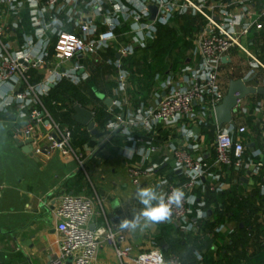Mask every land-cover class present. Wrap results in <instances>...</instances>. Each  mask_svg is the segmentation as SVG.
<instances>
[{"label":"crops","instance_id":"crops-1","mask_svg":"<svg viewBox=\"0 0 264 264\" xmlns=\"http://www.w3.org/2000/svg\"><path fill=\"white\" fill-rule=\"evenodd\" d=\"M107 1L101 0L103 5L99 10L98 3L93 0H73L54 8L45 6L41 0H12L11 3L0 0V24L6 27L12 54L20 56L29 46L33 47V52L47 51L46 60L32 70L34 80H41L55 61L52 55L55 30L73 28L77 17H91L98 28L103 29L110 8ZM213 1L204 0V3L208 5ZM262 2L238 0L230 10L235 14L246 11L251 19ZM187 15L192 17L190 31L179 37L174 51L159 67H153L155 63L150 52L142 53L156 37L157 27L154 37L142 47L129 31L130 18L124 17L117 26L116 40L101 46L95 54H77L62 63L61 68L69 72L64 78L75 80L73 83L87 95L101 92L116 100L117 103L107 105L100 99L109 121L116 113L132 117L140 108L156 104L168 88L190 82L201 61L199 36L207 28L204 17L191 9L175 11L168 23L178 26ZM121 41L130 46L132 53L118 54ZM240 41L264 64V27L251 28L240 35ZM119 58L129 72L125 92L115 80V62ZM136 64H139L138 69ZM75 65L78 68H74ZM145 66L151 67L152 74L149 85L144 88L138 82L145 79L141 69ZM249 76L252 79L246 84L264 87V68L247 52L232 48L218 67V78L225 93L231 79ZM19 88L14 77L0 86V264H51L60 256L62 234L57 228L53 207L62 191L94 196V213L88 225L92 229L110 225L123 233L120 245L129 248L124 264H139L136 255L150 248H157L165 255L178 254L181 264H264V189L260 188V178L250 171L251 163L264 162L259 153L264 132V93H247L240 98L232 121L224 122V125L234 123L246 127L245 153L250 165L245 168L219 165L203 180L216 182L218 188H193L190 210L183 220L152 223L141 214L146 206L138 199L137 192L151 187L155 195L157 182L148 176H142L137 184L131 181L128 166L139 164L140 155L132 153L129 156L131 141L128 135L117 132L106 138V126L99 129L97 135H91L89 143L78 145L84 151L86 176L74 159L59 151L47 155L35 153L30 142L26 149L21 145L27 139L22 129L27 122L28 106H21L13 98ZM37 129L43 132L45 127ZM143 136L138 147L149 143L158 147L142 166L156 165V176L165 174L169 180L181 177L178 170L172 168L173 145L189 144L195 154L204 158L213 156L212 118L198 121L196 126L189 120L159 125ZM124 218L135 220L137 228L121 229L119 223ZM94 263L120 264L121 259L112 245L101 241ZM60 264H70V260L64 259Z\"/></svg>","mask_w":264,"mask_h":264},{"label":"built area","instance_id":"built-area-1","mask_svg":"<svg viewBox=\"0 0 264 264\" xmlns=\"http://www.w3.org/2000/svg\"><path fill=\"white\" fill-rule=\"evenodd\" d=\"M10 2L12 0H2ZM50 8L59 4H67L73 0H41ZM102 8L101 0H93ZM238 0H215L205 4L204 0H108L110 8L104 19L105 27L98 28L96 20L91 17H77L71 29H56L52 44L54 64L49 68L48 74L41 80H34L32 70L46 60L47 51L33 52L29 46L20 56L11 53L9 42L6 39V27L0 24V86L10 78H16L20 88L13 93V98L21 106H28L27 122L23 132L30 138V144L35 153L43 152L50 155L59 151L62 155L71 157L76 161L77 167L88 173L84 167V151L72 145L70 128L57 121L44 106L42 96L47 94L50 85L59 79L68 77L69 72L61 68L65 60L77 54H95L104 44L117 39V26L124 17L130 18L129 31L140 46H145L155 35L156 25L169 22L175 11L191 9L200 13L206 20V32L199 36L198 46L201 61L193 71L191 80L186 85L173 86L160 95L156 104L140 108L129 118L116 113L114 119L107 123L106 138L112 133H126L131 141L130 155L138 153L140 163H131L128 174L133 183H139L142 176H148L156 181L154 204L168 203V197L175 190L183 192L181 205H171L172 215L164 222H180L190 210L192 202L191 190L196 186L203 190H215L218 185L214 181L205 183L203 180L219 165L245 168L250 165L248 155L245 153L244 125L230 123L224 125L215 118V106L221 102L225 91L218 78V67L222 57L236 47L247 52L252 59L264 68V64L253 54L248 52L240 41V35L246 34L251 28L264 27V0L253 18H248L246 11L240 14L232 13L230 7ZM155 4L157 11L155 17L149 18L148 4ZM207 7V8H206ZM248 13V12H247ZM246 15V20L243 16ZM73 21V19H71ZM120 56L132 53L126 43L118 45ZM74 68H78L75 65ZM128 70L124 61L119 58L115 62V80L118 87L126 91V78ZM75 82V80H71ZM239 99L232 113L238 111ZM111 103H117L111 100ZM214 121V137L212 143L213 156L204 158L195 154L189 144L172 146L173 169L178 170L181 177L169 180L165 174L156 176V165L142 166L158 145L155 143L146 146H137L143 140V134L152 132L161 125H169L177 121H192L195 126L198 121ZM233 119V117H232ZM232 121V120H231ZM38 126H44L41 132ZM44 138V141L43 139ZM259 153L264 157V132L260 139ZM263 161L251 163L250 171L260 179V188L264 189ZM94 213V196L81 192L62 191L58 195V203L53 207V215L57 218V228L62 234L59 245L60 256L51 264H60L64 259L70 264H95L94 258L100 242H106L114 247L120 264H124L128 256V247L121 246L124 235L110 225L99 226L95 229L89 227L88 222ZM139 264H181V258L176 253L165 255L157 248H150L139 252L135 257Z\"/></svg>","mask_w":264,"mask_h":264},{"label":"trees","instance_id":"trees-1","mask_svg":"<svg viewBox=\"0 0 264 264\" xmlns=\"http://www.w3.org/2000/svg\"><path fill=\"white\" fill-rule=\"evenodd\" d=\"M192 17L184 16L178 26L169 24H157V34L150 44L143 48L144 54H152L155 65L154 68L163 64L167 55L174 51L179 37L183 36L184 32L190 31L192 25ZM180 51V50H179ZM132 65V63H130ZM136 64V68L138 69ZM145 74V79L138 83L143 84L144 88L149 85L150 76L152 74L151 67L141 68ZM140 70V69H139ZM139 84V85H140ZM96 94L87 95L83 89L66 78L59 79L47 94L42 96V101L47 110L52 114L53 118L62 124L67 125L72 134V145L82 147L83 143H89L91 134L79 124L72 116L74 112L73 103L78 102L92 110L94 121L97 129L105 128L109 122V117L105 111V105ZM100 100V101H99Z\"/></svg>","mask_w":264,"mask_h":264},{"label":"water","instance_id":"water-1","mask_svg":"<svg viewBox=\"0 0 264 264\" xmlns=\"http://www.w3.org/2000/svg\"><path fill=\"white\" fill-rule=\"evenodd\" d=\"M149 9V18L152 19L155 17L157 6L155 4H148ZM225 59V56L222 57V60ZM252 79V76L247 78H235L231 79L228 83V88L224 94L221 102H219L214 109L216 120L219 123L230 122L232 120V113L237 105V99L242 98L247 93H264V87L260 85H251L246 84ZM96 95L103 99L104 103L107 105L111 104V97L105 96L101 92H97ZM74 119L86 126L90 134L95 136L98 134V129L95 126V121L93 119V112L91 109L80 105L78 102H74ZM30 138H27L24 142L21 143L22 146L26 149V146L29 147ZM49 196V195H48ZM47 196V197H48Z\"/></svg>","mask_w":264,"mask_h":264},{"label":"clouds","instance_id":"clouds-1","mask_svg":"<svg viewBox=\"0 0 264 264\" xmlns=\"http://www.w3.org/2000/svg\"><path fill=\"white\" fill-rule=\"evenodd\" d=\"M137 196L140 202L146 206L141 210V214L145 220L147 222L158 223L166 221L171 217V205L173 203L177 206L181 205L184 194L180 190H175L174 193L168 197V203H164L161 197V202L157 205H152L151 203L152 199H156L151 187L139 189ZM119 227L121 229L135 230L137 228V223L135 220L124 218L120 221Z\"/></svg>","mask_w":264,"mask_h":264}]
</instances>
